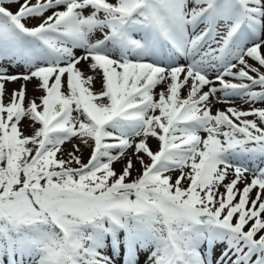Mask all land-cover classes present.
<instances>
[{"label":"snow or ice","instance_id":"obj_1","mask_svg":"<svg viewBox=\"0 0 264 264\" xmlns=\"http://www.w3.org/2000/svg\"><path fill=\"white\" fill-rule=\"evenodd\" d=\"M248 59L264 67V0H0V264H138L141 252L146 264H264V168L248 167L264 162V108L209 107L218 92L264 103ZM33 79L44 95L25 106ZM74 137L87 163L79 145L58 157Z\"/></svg>","mask_w":264,"mask_h":264},{"label":"rangeland","instance_id":"obj_2","mask_svg":"<svg viewBox=\"0 0 264 264\" xmlns=\"http://www.w3.org/2000/svg\"><path fill=\"white\" fill-rule=\"evenodd\" d=\"M6 6L8 8H10V10L15 12L19 5H17V4H8ZM49 14H51V13L49 12V13H46L45 15H49ZM24 22L26 23L27 26L31 27V26L36 25L39 21L36 20V19H29V20H26ZM134 35H135V37L137 39H139L142 34L141 33H134ZM98 36H99V33H96L92 37V39L95 40ZM74 52H75V54L77 56L82 54V50H80V49H74ZM179 63H185V61L181 59L179 61ZM248 63L253 65V66H255V67H257V68H259V71L264 73V67H260L255 61H253L251 59H248ZM2 66L8 68V74H15L18 71H22V69L10 67L8 61H6V60L3 61V65ZM77 67L80 68L83 71L85 77H87L89 75L94 77L93 83L91 85H87V86L90 87L93 92H97L98 93L99 91H101V80H102V77H101V74L99 73V71H96V72L91 71L89 69V67H88V64L83 62V61ZM216 74L217 73L215 71L210 72L209 73V78L210 79H214ZM250 75L256 76L257 74L256 73H250ZM64 79L66 81V77ZM225 79L229 80V81H231L233 83H241V82L247 83V81L235 80L232 77H225ZM23 83H24V81H22V80H18V81H15V82H6L5 83V93H4V98H3V102L5 104L10 102L13 90H19V88L21 87V85ZM37 83H38V81L35 80V79L27 82V85H26V98H25V101H24L25 106H27L29 101H31L33 99H35L37 104L40 103V99L39 98L44 95V92L42 90H37V88H36ZM189 85H190V82H189ZM215 86L216 87H220V85L218 83H216ZM162 89H166V84H161V85L157 86L153 90L154 99H156V100L159 99V93L161 92ZM208 90H209L208 86H205L202 89V91H208ZM252 90L260 91L261 89L257 86V87H255ZM188 91H189V86H186L185 88H183L181 90V93H180L181 97L182 98L186 97ZM216 97H221V100L223 99L222 93H220V92L216 93ZM216 97H211L210 98L211 103L209 104V107L211 108V112H212L213 115L217 111L226 110L230 106L231 107H235L238 110H249L250 108H253V107L254 108H264V103H262V102H256L255 104H250V103L245 102L244 99L233 97L231 99L234 100V103L230 104V103H223V102H221V100H217ZM155 114L159 115V111L157 110V112ZM73 115L76 116V113L74 112ZM81 119H83V118L81 117ZM244 119H249V120L256 119L257 123H259L258 118L254 117V116H248V117H245ZM236 122L238 123V121H236ZM29 124H30V121L27 120V119H25L24 121L21 122L20 127H21V130L24 132L25 135H31L32 132H33V129L31 127H29ZM36 127H39V125L37 124ZM261 127H264V125H261ZM200 134H201V136H206V134L203 133V132H201ZM132 139H133V143H135V142H138V140L140 138L139 137H134ZM107 142H111V141H107ZM147 142H148L149 146L154 151L157 150L159 142H158V140L156 138L149 137ZM89 143L91 144L93 142L91 140H89ZM73 145H79L80 146V151L77 152L76 155H78L81 158V161L83 163H87V161H88V159L90 157L91 148L85 146L81 142V140L79 138H76V137H74L71 140V142H67V143H65V145H63V152L58 154V157L63 156V158L67 160L68 159L67 153L69 151L73 150ZM130 153H132L131 149L128 150V155H130ZM141 155H144V154L141 153ZM144 159H145V162H149V158L147 156H144ZM71 166L72 167H78V165H76L75 163H72ZM248 167H250V168H253V167L264 168V162H262L260 159L249 161ZM139 172H140V166L137 163L136 167L132 170L131 176L126 179V182H129V181L135 179L138 176ZM171 175L173 177V181L172 182L174 183L175 177L179 175V171H175V172L171 173ZM246 176H247V180L250 182V180L252 179V175L249 173V174H246ZM232 178H233V176L230 174L228 176V178L225 180L224 183H228ZM187 184H188V181L185 180L183 182L182 186L183 187H187ZM237 187L242 189L244 187V184L243 183L238 184ZM219 191L220 192H224L225 189L223 187H220ZM255 193H256V190H253V192L251 194V196L253 198L255 197ZM109 255H110V253H109ZM122 258H123V254L121 253V256L119 258H116V264H122ZM20 259L21 258H20L19 255H17L15 257L16 264H19ZM147 260H148V252H141L140 256H139L138 264H146ZM2 261H3V264H9V256L7 254H4L2 256ZM23 264H32V262H31V260L28 257H25L24 260H23Z\"/></svg>","mask_w":264,"mask_h":264},{"label":"bare ground","instance_id":"obj_3","mask_svg":"<svg viewBox=\"0 0 264 264\" xmlns=\"http://www.w3.org/2000/svg\"><path fill=\"white\" fill-rule=\"evenodd\" d=\"M128 156H131V153H130V155H128ZM126 158H127V157H126ZM126 158H125V159H126ZM133 159H135V158L133 157ZM123 163H124V161L122 160V161H119V162H115V163L113 164V168H114V170L116 171L117 174L121 173V171H122V167H123Z\"/></svg>","mask_w":264,"mask_h":264}]
</instances>
